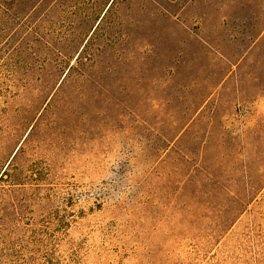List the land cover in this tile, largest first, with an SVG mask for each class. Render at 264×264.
<instances>
[{
	"label": "rangeland",
	"instance_id": "374dc122",
	"mask_svg": "<svg viewBox=\"0 0 264 264\" xmlns=\"http://www.w3.org/2000/svg\"><path fill=\"white\" fill-rule=\"evenodd\" d=\"M0 264H264V0H0Z\"/></svg>",
	"mask_w": 264,
	"mask_h": 264
},
{
	"label": "trees",
	"instance_id": "16d2710c",
	"mask_svg": "<svg viewBox=\"0 0 264 264\" xmlns=\"http://www.w3.org/2000/svg\"><path fill=\"white\" fill-rule=\"evenodd\" d=\"M226 75H227V72L222 73V75L220 76V79L222 80ZM212 92H213V90L209 91L208 93L206 92V94H205V92L203 93L202 102L199 104V107L210 97Z\"/></svg>",
	"mask_w": 264,
	"mask_h": 264
}]
</instances>
